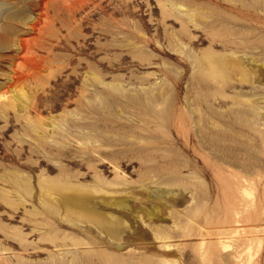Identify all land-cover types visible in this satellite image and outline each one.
<instances>
[{
  "label": "rangeland",
  "instance_id": "obj_1",
  "mask_svg": "<svg viewBox=\"0 0 264 264\" xmlns=\"http://www.w3.org/2000/svg\"><path fill=\"white\" fill-rule=\"evenodd\" d=\"M35 7L0 0V264H264V231L220 244L241 166L261 176L264 228V0H89L23 102L6 77ZM233 52L241 71L219 84L204 62Z\"/></svg>",
  "mask_w": 264,
  "mask_h": 264
},
{
  "label": "bare ground",
  "instance_id": "obj_2",
  "mask_svg": "<svg viewBox=\"0 0 264 264\" xmlns=\"http://www.w3.org/2000/svg\"><path fill=\"white\" fill-rule=\"evenodd\" d=\"M34 2L36 6L35 11L33 10L31 11L33 13L35 12V14L32 15L31 12L29 15H27L25 19H23L24 21H22L24 23L25 28L27 29V32H25L13 44L14 46L13 59L10 64V73L6 77L7 81L9 82L8 87L10 91L14 90L16 87H19L14 93L17 96V98L22 99L23 102L28 101L29 96L23 92L19 84L22 83V81L28 77L29 73H35L37 71L38 72L41 71V63L43 61V58H47V56L46 57L43 56V53L47 52L48 54L53 44L59 45L62 42V40H65L67 36L65 34L61 35L62 28L67 26L65 23L66 17L68 15L74 17V14L76 12L85 9V6L88 4L89 0H34ZM256 13H258V11ZM256 13H254L255 17H256ZM61 15L64 17V19L60 18ZM245 24H247V22ZM248 26L251 25L249 24ZM26 33H28V35ZM240 40L241 42H245L244 38ZM233 55L236 56L235 52H233L232 57L230 56L229 58L224 55L214 53L204 62V64H207L206 69L208 71V75H210L213 80L215 79L217 82H219V84H225L229 81L230 71H233L234 68H237L239 72L241 71L240 62L238 61V56L234 57ZM200 64L202 65V62ZM241 76L243 75L241 74ZM101 100L104 101L103 99ZM144 110L152 114H155L157 117H161L165 112V110L163 111L156 110L151 106L150 107L146 106ZM246 113H248V111ZM256 116L258 117V115ZM142 125H144V123ZM253 128L256 129V126H254ZM195 130L196 127L194 128V132ZM218 137L220 136L211 135V140L216 143L218 141ZM86 141L88 142V140ZM234 165L237 166V164ZM255 166L253 165L241 166L242 167L241 170L243 172H239L237 174L232 175L234 178L233 182L235 183L234 186H235L236 195L234 199H236V202H234V205L230 209L231 216L229 222L223 225L222 228H220V230L225 231L221 233V235H223L221 238H224L223 241L222 240L220 241V244L222 243V245L223 243L226 242L225 240L238 241V242L249 241L255 237L254 233L259 231L262 232L264 231V228L260 229L261 226L260 224H258L259 219L258 218L256 219L258 214L256 196L251 194L247 190L248 186L255 185L261 179L260 178L261 176L259 172L256 170ZM56 182L59 183V181ZM248 196H252V197L248 198ZM62 197L64 203L68 205V209L70 210V213L78 214L81 217L89 219V221L93 222L94 224H97L99 227L105 228L111 232L114 229L113 226L117 225V223H115L114 220H111L108 216H106V214L103 213L100 214L99 211L93 209L83 196H79V195L76 196L75 194H66L63 195ZM71 208H75L74 209L75 211H72ZM247 234H251V235H247ZM232 243L230 244L232 245ZM236 249L235 251H237ZM237 254L238 253L236 252L230 253L228 257L232 258V260L234 259L235 261L236 258H238ZM53 258L54 257H52V259ZM104 264H118V263L116 262V258L115 259L109 258L108 261L105 262Z\"/></svg>",
  "mask_w": 264,
  "mask_h": 264
}]
</instances>
